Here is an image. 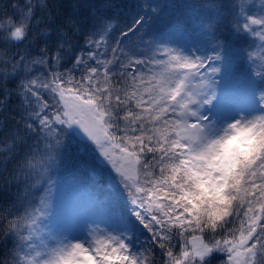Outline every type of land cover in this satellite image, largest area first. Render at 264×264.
Segmentation results:
<instances>
[{
  "label": "snow or ice",
  "instance_id": "snow-or-ice-1",
  "mask_svg": "<svg viewBox=\"0 0 264 264\" xmlns=\"http://www.w3.org/2000/svg\"><path fill=\"white\" fill-rule=\"evenodd\" d=\"M0 264H264V0H0Z\"/></svg>",
  "mask_w": 264,
  "mask_h": 264
}]
</instances>
